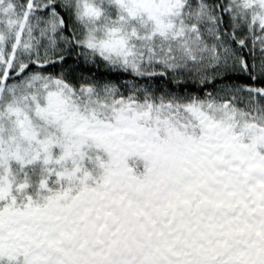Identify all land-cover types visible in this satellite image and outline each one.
I'll list each match as a JSON object with an SVG mask.
<instances>
[{
    "label": "snow or ice",
    "instance_id": "obj_1",
    "mask_svg": "<svg viewBox=\"0 0 264 264\" xmlns=\"http://www.w3.org/2000/svg\"><path fill=\"white\" fill-rule=\"evenodd\" d=\"M0 264H264V0H0Z\"/></svg>",
    "mask_w": 264,
    "mask_h": 264
}]
</instances>
